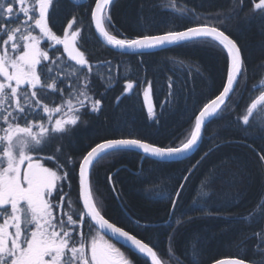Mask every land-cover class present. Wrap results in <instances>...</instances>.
Segmentation results:
<instances>
[{
    "label": "snow or ice",
    "instance_id": "1",
    "mask_svg": "<svg viewBox=\"0 0 264 264\" xmlns=\"http://www.w3.org/2000/svg\"><path fill=\"white\" fill-rule=\"evenodd\" d=\"M116 3L90 0L80 6L79 0H0V264H199L208 237L189 233L194 218L178 211V204L193 171L222 146L221 141L232 142L209 135L208 126L239 109L229 126L245 134L239 142L255 152L264 170V87H247L248 57L230 24L239 18L258 20L264 31V0H228V8L207 14L176 0H162L159 7L173 17L164 29L145 13L158 5L141 0L131 31L117 26ZM66 11L70 19L63 18ZM177 20L182 26H176ZM89 40L107 46L117 57H135L144 73L135 82L125 79L115 102L119 105L124 96L142 93L153 127L161 125L166 112L182 106L187 126L179 135L158 143L134 130L121 131L82 143L73 154L83 116L99 114L103 107L93 94L94 81L104 83L107 91L119 82L122 67L127 68L123 60L93 61L86 47ZM173 47L221 54L224 71L218 85L197 96L187 82L194 75L206 78L202 65L168 57L181 71L175 78L166 76L165 96L157 105L154 79L147 78L144 58L154 50ZM249 134L261 141L258 151L246 143ZM206 140L208 150L179 178L165 177L166 186L152 190L150 199L168 205L164 217L132 212L119 187L121 169L109 171L104 183L119 202L117 214H111L96 180L102 162L135 155L139 167L133 174L143 177L145 162H191ZM238 171L240 175L208 173L201 199L192 201L194 209L205 217H220L223 208L239 204L247 189L245 181L252 176ZM261 182L248 215L223 217L233 224L248 222L239 233L246 237L239 244L244 255L238 252L213 264H264V175ZM252 222L260 227L253 228Z\"/></svg>",
    "mask_w": 264,
    "mask_h": 264
},
{
    "label": "trees",
    "instance_id": "2",
    "mask_svg": "<svg viewBox=\"0 0 264 264\" xmlns=\"http://www.w3.org/2000/svg\"><path fill=\"white\" fill-rule=\"evenodd\" d=\"M177 4H186L188 7H196L205 14L218 12L228 8V0H176ZM141 0H117L113 9L114 19L118 22V27L131 31L132 21L135 20L139 10ZM162 0H150V4L158 5L155 8L145 9L146 15L150 16L158 29H164L170 26L172 13L169 10L162 9L159 5ZM90 4L87 0L80 6ZM72 4H68V8H72ZM81 13L85 16L86 12L80 8ZM64 19H70L69 13L63 14ZM182 21L177 20L176 26H182ZM233 28L234 37L243 45L244 52L248 57L249 71L246 78L248 88L264 87V31H261L260 22L258 20H250L247 18H239L230 22ZM86 47L92 53L93 61L104 59H112L115 63L117 60H123L127 63V68L122 67L119 82L113 88L105 90V84L100 80L94 81L93 94L102 101V110L99 114L86 113L80 125L75 132V145L72 148L73 154L78 152L82 143H89L96 140L100 136H111L121 131L134 130L141 136L147 137L156 142H162L173 136L179 135L187 126L183 107L181 106L173 112H166L162 123L158 127H153L151 121L147 118L146 110L142 104V93L138 95L128 94L121 99L119 105L115 102L116 97L121 95V91L125 79H131L134 82L142 77L140 66L137 64L135 57H117L114 51L109 50L105 46H101L95 40H89ZM174 57L177 62L183 60L185 64L191 63L193 60L198 61L202 65V71L205 72L206 78L194 75L187 82V87L195 90L197 96L213 88L219 84L220 77L224 71L223 55L207 50H196L190 48L173 47L167 51H160L145 56L147 69V78L154 79L155 92L153 95L154 102L159 105L165 96L166 76L171 75L175 78L181 70L173 67L172 63L167 59ZM185 75H180V79H185ZM179 82V81H177ZM243 88V85H242ZM135 92L136 89L134 88ZM190 106V105H189ZM228 113L222 121H213L208 126V134H217L222 137H228L232 140L229 144H223L202 162L197 170L189 178L186 184V190L182 193L183 199L178 204V211L189 213L194 222L188 226L189 233H201L208 237L203 246V252L199 257V264H213L216 259H227L235 256L238 252L244 255L239 249L241 239L240 229L246 227L245 224H233L230 220L223 217L248 215L247 209L257 201V197L261 190V176L264 170H261L258 158L249 147L243 146V142H239L240 137L245 134L235 127L229 126V121L234 119L239 113ZM251 144L252 148L257 151L262 146L261 141L254 135L249 134L246 141ZM210 146L209 141H205L201 150L192 156V161L185 160L183 163L169 162L166 164H153L151 161L145 162L143 165L144 176L140 177L133 173L138 170V158L135 155H124L113 159L110 162H102V166L97 169L96 180L100 188L107 196V204L111 214L116 215L119 202L115 201L112 195L107 191L105 185V177L109 171L120 168L119 187L123 190L122 195L124 202L132 210V212L156 219L166 215L167 204H161L152 200V190L158 186H166L165 177L173 176L179 178L185 167L190 163H195L204 151ZM214 147V145H213ZM243 169V175L251 174L252 180L245 181L247 189L244 199L239 204H232L221 210L220 217H205L198 210L194 209L192 201L201 199V185L206 184L210 177L208 173L217 175L220 173H230L240 175L238 171ZM224 177L221 176V179ZM222 185L217 184V188ZM204 188L203 191H207ZM75 198V188L73 189V199ZM220 207V205H216ZM253 228H259V223L252 222ZM248 236L251 232L247 233ZM163 238L161 237V240ZM252 242H248L250 251ZM163 247V244L161 245ZM254 264H259L258 261Z\"/></svg>",
    "mask_w": 264,
    "mask_h": 264
},
{
    "label": "water",
    "instance_id": "3",
    "mask_svg": "<svg viewBox=\"0 0 264 264\" xmlns=\"http://www.w3.org/2000/svg\"><path fill=\"white\" fill-rule=\"evenodd\" d=\"M85 2H87V0H79V5L84 4ZM105 47H107V46H105ZM107 48H108V47H107ZM108 49H109V48H108ZM160 51H163V50H154L153 53L160 52ZM114 52H115V51H114Z\"/></svg>",
    "mask_w": 264,
    "mask_h": 264
}]
</instances>
